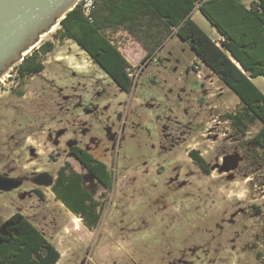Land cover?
Listing matches in <instances>:
<instances>
[{
	"label": "rangeland",
	"instance_id": "obj_1",
	"mask_svg": "<svg viewBox=\"0 0 264 264\" xmlns=\"http://www.w3.org/2000/svg\"><path fill=\"white\" fill-rule=\"evenodd\" d=\"M193 20L219 41L198 8ZM58 30L40 43H55L39 58L42 73L17 79L20 63L5 73L0 176L18 184L0 191V219L20 213L30 220L57 248V264H264V236H255L264 231V166L244 152L252 153L260 125L237 135L228 115L242 110L239 98L176 34L150 53L146 29L107 31L133 67L126 93L74 41L56 38ZM254 83L264 92L263 77ZM72 146L111 173L109 188L84 181L99 204L93 228L52 187L34 183L44 172L55 183L66 163L85 174ZM225 157L232 173L221 170ZM239 209L245 213L231 222Z\"/></svg>",
	"mask_w": 264,
	"mask_h": 264
},
{
	"label": "trees",
	"instance_id": "obj_2",
	"mask_svg": "<svg viewBox=\"0 0 264 264\" xmlns=\"http://www.w3.org/2000/svg\"><path fill=\"white\" fill-rule=\"evenodd\" d=\"M196 8L218 32V42L193 20ZM122 28L135 36L146 29L152 42L150 53H155L171 34L187 43L239 98L242 110L228 115L235 132L246 134L253 124L260 123L254 140L264 149V93L254 83V79L264 77V0H251L249 6L242 0H94L89 15H85L80 3L69 12L61 21L56 38L74 41L123 92L129 93L133 67L107 35V31ZM54 49L51 41L35 48L17 65L16 78L42 73L45 67L39 58ZM69 153L86 173H77L66 163L58 172L52 192L87 228H93L100 219L99 204L84 181L93 178L109 188L111 173L107 164L87 149L72 146ZM196 154L199 153L192 150L191 158L209 173L204 159ZM12 183L18 184L15 180ZM11 220L17 224L9 237L0 238V264L58 263L60 253L28 219L17 213ZM43 249L47 250L46 255L41 252Z\"/></svg>",
	"mask_w": 264,
	"mask_h": 264
},
{
	"label": "water",
	"instance_id": "obj_3",
	"mask_svg": "<svg viewBox=\"0 0 264 264\" xmlns=\"http://www.w3.org/2000/svg\"><path fill=\"white\" fill-rule=\"evenodd\" d=\"M80 0H0V77L24 60V54L39 47L41 36L59 26ZM31 52V51H30ZM223 159V172L230 169ZM40 187H52L54 178L47 172L34 178ZM17 185L0 176V191H10Z\"/></svg>",
	"mask_w": 264,
	"mask_h": 264
},
{
	"label": "flooded vegetation",
	"instance_id": "obj_4",
	"mask_svg": "<svg viewBox=\"0 0 264 264\" xmlns=\"http://www.w3.org/2000/svg\"><path fill=\"white\" fill-rule=\"evenodd\" d=\"M259 78V77H258ZM264 78V77H263ZM255 80V79H254ZM229 89V88H228ZM230 90V89H229ZM264 93V92H263ZM257 124H259L260 125V128L258 129V131L261 129V124L260 123H257ZM257 131V132H258ZM257 134V133H256ZM255 134V135H256ZM237 135H239L240 137H243V136H246L247 135V133L246 134H241V133H237ZM255 135L253 136V138H252V141H251V144H253V151H251L252 153L250 154V155H247V153H246V150H245V148H244V152H245V154H246V156L248 157V158H250L251 159V161L252 160H254L255 161V163H257V164H259V165H262L263 164V166H264V149L263 148H261L260 146H258V144L256 143V141L254 140V137H255ZM196 157H199L200 155L199 154H196L195 155ZM232 159V158H231ZM231 159H228V161H227V163H228V167H229V164H230V162L232 161ZM231 160V161H230ZM223 165H224V161H223ZM206 166H207V164H206ZM208 167V166H207ZM210 170V169H209ZM233 171H230V173H232ZM226 173V172H225ZM208 175H211V171L208 173ZM255 209H256V207L254 206V205H252ZM244 211V209H239L236 213H232V220H231V222H233L234 220H235V218H236V216H238V215H241L242 214V212ZM243 213H245V212H243ZM260 213V212H259ZM17 213H15V214H12L9 218H7V219H5V220H1L0 219V238H3V237H9L10 236V234H11V229H12V227H14L13 225L14 224H17V223H20V219L17 221V223H15V221H12L11 220V218L14 216V215H16ZM20 214V213H19ZM261 215V213L260 214H257V217H259ZM23 218H25V219H27L26 217H24L23 216ZM30 221V220H29ZM31 222V221H30ZM32 223V222H31ZM264 236V231L261 233V235L259 234V233H255V236H256V238H257V240L261 237V236ZM233 242H235V239H233L232 240ZM49 242V241H48ZM50 243V242H49ZM245 247H246V243H245V245H244ZM57 250V249H56ZM41 252L44 254V255H46L47 254V250L45 249H43V250H41Z\"/></svg>",
	"mask_w": 264,
	"mask_h": 264
},
{
	"label": "built area",
	"instance_id": "obj_5",
	"mask_svg": "<svg viewBox=\"0 0 264 264\" xmlns=\"http://www.w3.org/2000/svg\"><path fill=\"white\" fill-rule=\"evenodd\" d=\"M79 3L81 4L82 10L84 11L85 15H89L93 7L94 0H80ZM13 67H11L10 69L12 70ZM5 75L7 74H4L0 77V94L3 92L5 87ZM7 76L10 77V75Z\"/></svg>",
	"mask_w": 264,
	"mask_h": 264
},
{
	"label": "bare ground",
	"instance_id": "obj_6",
	"mask_svg": "<svg viewBox=\"0 0 264 264\" xmlns=\"http://www.w3.org/2000/svg\"><path fill=\"white\" fill-rule=\"evenodd\" d=\"M57 28V26H54L53 28H52V31L51 32H53L55 29ZM49 35V33H46V34H44L43 36H41V42L43 41L44 42V39L47 37ZM40 42V43H41ZM38 44V45H41V44ZM38 48V47H37ZM33 50V48L31 49V50H29V51H27L24 55H27L30 51H32Z\"/></svg>",
	"mask_w": 264,
	"mask_h": 264
},
{
	"label": "crops",
	"instance_id": "obj_7",
	"mask_svg": "<svg viewBox=\"0 0 264 264\" xmlns=\"http://www.w3.org/2000/svg\"><path fill=\"white\" fill-rule=\"evenodd\" d=\"M79 163V162H78ZM80 164V163H79ZM82 167V166H81ZM76 171V170H75ZM77 173H81V172H78V171H76ZM62 204V203H61ZM63 205V204H62ZM64 206V205H63ZM72 213V212H71ZM75 215V214H74ZM78 217V216H77ZM34 225V224H33ZM35 226V225H34ZM37 228V227H36ZM38 229V228H37ZM39 230V229H38ZM41 233H42V231L41 230H39ZM43 234V233H42ZM44 235V234H43ZM44 237H45V235H44ZM46 238V237H45ZM47 239V238H46ZM47 241H49L48 239H47ZM50 242V241H49ZM51 243V242H50ZM53 245V244H52ZM54 246V245H53ZM55 247V246H54ZM56 248V247H55ZM57 249V248H56ZM58 251V250H57Z\"/></svg>",
	"mask_w": 264,
	"mask_h": 264
}]
</instances>
